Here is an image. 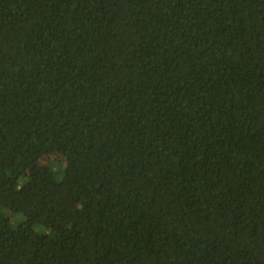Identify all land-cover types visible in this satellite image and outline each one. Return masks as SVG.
I'll return each instance as SVG.
<instances>
[{
  "label": "trees",
  "instance_id": "16d2710c",
  "mask_svg": "<svg viewBox=\"0 0 264 264\" xmlns=\"http://www.w3.org/2000/svg\"><path fill=\"white\" fill-rule=\"evenodd\" d=\"M0 264H264V0H0Z\"/></svg>",
  "mask_w": 264,
  "mask_h": 264
},
{
  "label": "rangeland",
  "instance_id": "374dc122",
  "mask_svg": "<svg viewBox=\"0 0 264 264\" xmlns=\"http://www.w3.org/2000/svg\"><path fill=\"white\" fill-rule=\"evenodd\" d=\"M48 159L45 160L44 162L47 163ZM61 159H63V157L61 155L53 156V157L50 158V160H61ZM17 217L20 218L18 215L12 213L11 211L7 212L8 221L11 222L12 224H16L18 222Z\"/></svg>",
  "mask_w": 264,
  "mask_h": 264
}]
</instances>
